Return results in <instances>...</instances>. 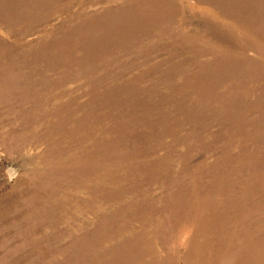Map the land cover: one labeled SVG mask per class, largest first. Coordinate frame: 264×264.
Masks as SVG:
<instances>
[{"label":"rangeland","instance_id":"374dc122","mask_svg":"<svg viewBox=\"0 0 264 264\" xmlns=\"http://www.w3.org/2000/svg\"><path fill=\"white\" fill-rule=\"evenodd\" d=\"M0 264H264V0H0Z\"/></svg>","mask_w":264,"mask_h":264},{"label":"clouds","instance_id":"9594fccd","mask_svg":"<svg viewBox=\"0 0 264 264\" xmlns=\"http://www.w3.org/2000/svg\"><path fill=\"white\" fill-rule=\"evenodd\" d=\"M36 154V150L31 146L25 149L24 156L26 158L31 159ZM26 167H30V165H26ZM21 175V171L15 167L9 166L4 170V176L9 184H12L16 181Z\"/></svg>","mask_w":264,"mask_h":264}]
</instances>
